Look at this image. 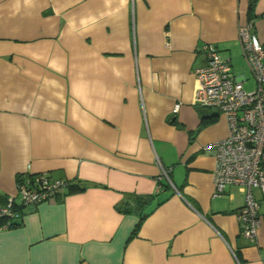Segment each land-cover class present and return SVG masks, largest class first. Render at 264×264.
<instances>
[{
	"label": "crops",
	"instance_id": "1",
	"mask_svg": "<svg viewBox=\"0 0 264 264\" xmlns=\"http://www.w3.org/2000/svg\"><path fill=\"white\" fill-rule=\"evenodd\" d=\"M250 1L0 0V200L30 173L84 188L21 207L0 264H264V191L250 189L253 241L237 217L247 187L214 196L203 150L227 120L194 104L204 43L253 89L238 28L264 46V0Z\"/></svg>",
	"mask_w": 264,
	"mask_h": 264
},
{
	"label": "built area",
	"instance_id": "2",
	"mask_svg": "<svg viewBox=\"0 0 264 264\" xmlns=\"http://www.w3.org/2000/svg\"><path fill=\"white\" fill-rule=\"evenodd\" d=\"M243 57L252 72L254 87L247 90L241 79L232 73L228 58L213 43L201 46L204 64L194 69L197 85L194 104L214 109L225 116L227 135L203 146L215 158L213 171L214 196H220L229 185H245V203L237 211L240 234L255 240L260 226L259 202L250 189L264 191V46L251 31L247 22L238 28ZM180 105L174 104L176 113ZM168 180V171L162 169L159 177ZM69 180L52 178L46 173H30L16 183L14 194L0 203V227L15 224L24 205L38 204L62 197L67 193Z\"/></svg>",
	"mask_w": 264,
	"mask_h": 264
},
{
	"label": "trees",
	"instance_id": "3",
	"mask_svg": "<svg viewBox=\"0 0 264 264\" xmlns=\"http://www.w3.org/2000/svg\"><path fill=\"white\" fill-rule=\"evenodd\" d=\"M255 0H251L250 1V5H249V13H251V10L253 8V4H254ZM83 186H80L78 184H72L70 181H69V185H68V189H67V193H71V192H74V191H80V190H83ZM134 198L138 201V204L140 202L142 203H145V204H149L152 202L153 200V197L152 196H147V197H142V196H139V195H134ZM1 202L0 203H3L5 201V199L2 201L0 200ZM162 200H158L157 204L160 203ZM139 206V209L142 207V205L140 206V204L138 205ZM148 213H141L140 214V217H139V220L137 221V223L135 224L131 234H130V237L131 236H134L137 232V230L139 229V226L141 224V221L145 218V216L147 215ZM4 222V219L1 218L0 219V226L3 224ZM16 224V223H15ZM15 224H11L10 226H13Z\"/></svg>",
	"mask_w": 264,
	"mask_h": 264
},
{
	"label": "rangeland",
	"instance_id": "4",
	"mask_svg": "<svg viewBox=\"0 0 264 264\" xmlns=\"http://www.w3.org/2000/svg\"><path fill=\"white\" fill-rule=\"evenodd\" d=\"M242 59V60H241ZM241 59H240V61H241V64H240V67L242 66V69L241 70H243V71H248V67H247V65H246V63L244 62V58L243 57H241ZM235 66V65H234ZM236 67V66H235ZM238 74H240V72L238 71V69L235 71V73H234V75H238ZM251 88H252V86H251ZM250 89V88H249Z\"/></svg>",
	"mask_w": 264,
	"mask_h": 264
}]
</instances>
